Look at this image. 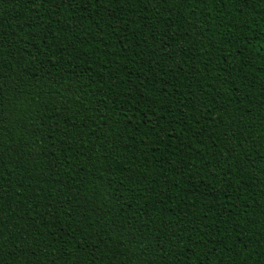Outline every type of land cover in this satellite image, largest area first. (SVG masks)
Instances as JSON below:
<instances>
[{"label":"trees","instance_id":"16d2710c","mask_svg":"<svg viewBox=\"0 0 264 264\" xmlns=\"http://www.w3.org/2000/svg\"><path fill=\"white\" fill-rule=\"evenodd\" d=\"M0 264H264V0H0Z\"/></svg>","mask_w":264,"mask_h":264}]
</instances>
